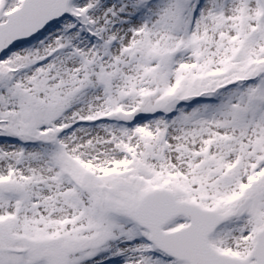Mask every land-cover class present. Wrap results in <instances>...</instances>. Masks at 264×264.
<instances>
[{
  "label": "snow or ice",
  "instance_id": "6c2138e0",
  "mask_svg": "<svg viewBox=\"0 0 264 264\" xmlns=\"http://www.w3.org/2000/svg\"><path fill=\"white\" fill-rule=\"evenodd\" d=\"M0 264H264V0H0Z\"/></svg>",
  "mask_w": 264,
  "mask_h": 264
}]
</instances>
